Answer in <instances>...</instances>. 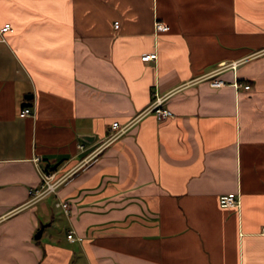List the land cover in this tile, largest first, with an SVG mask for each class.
Listing matches in <instances>:
<instances>
[{"label":"crops","instance_id":"1","mask_svg":"<svg viewBox=\"0 0 264 264\" xmlns=\"http://www.w3.org/2000/svg\"><path fill=\"white\" fill-rule=\"evenodd\" d=\"M4 23L0 264H264V0H0Z\"/></svg>","mask_w":264,"mask_h":264},{"label":"built area","instance_id":"2","mask_svg":"<svg viewBox=\"0 0 264 264\" xmlns=\"http://www.w3.org/2000/svg\"><path fill=\"white\" fill-rule=\"evenodd\" d=\"M114 25L117 27L118 22L115 21ZM154 28H155V30H166L168 28V25L163 23L162 21H156L154 23ZM11 30H12V26L10 23H4L0 27V33L5 32V31H11ZM155 56H156L155 52H148V53H142L140 55V58L142 60H150V59H154ZM225 67L234 68L235 67L234 61H232L228 64L219 65V67L215 71H219ZM209 84L211 86H214V87H219V86L224 84V81L220 78H214V79H210ZM233 84L236 87L240 85V83L237 81H233ZM243 87L249 88L250 85L249 84H243ZM148 110L153 111L155 116L159 119L172 115V111L169 108L162 106V100L160 97L156 98L151 103ZM32 114H33V108L31 106H24L19 111V115H21V116L32 115ZM130 124H131V121L124 123L122 125H120L118 121H113L110 124L111 129H110V132H109L105 142H109V141L113 140L114 138L118 137L119 135H121L123 132H125L128 129ZM78 146L82 147L83 145L79 144ZM37 160H38V157H35L34 161H37ZM39 172H40V177H41L40 186L37 189H34L33 191L31 190V194H33L34 198L41 197V196L45 195L46 193L53 191L61 179V178H55V172H47L45 170H40ZM218 203L222 207H233V206L238 205L239 200L233 194H221L218 198ZM56 205L61 206L64 209V211H67L68 203H66L65 201H58V202H56ZM66 237L68 239H70L71 241L81 240V238H82L80 236H75L73 234V231H71V230H69Z\"/></svg>","mask_w":264,"mask_h":264},{"label":"water","instance_id":"3","mask_svg":"<svg viewBox=\"0 0 264 264\" xmlns=\"http://www.w3.org/2000/svg\"><path fill=\"white\" fill-rule=\"evenodd\" d=\"M31 96V95H30ZM82 138L83 139H87V135H82ZM41 230H42V227L37 231V233L35 234V238H39L40 235H41Z\"/></svg>","mask_w":264,"mask_h":264}]
</instances>
